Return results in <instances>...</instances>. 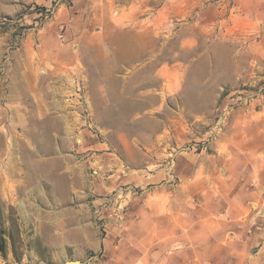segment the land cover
<instances>
[{"label": "rangeland", "instance_id": "374dc122", "mask_svg": "<svg viewBox=\"0 0 264 264\" xmlns=\"http://www.w3.org/2000/svg\"><path fill=\"white\" fill-rule=\"evenodd\" d=\"M112 2L123 31L90 45L91 1L0 0V264H85L143 189L110 175L264 134V0Z\"/></svg>", "mask_w": 264, "mask_h": 264}, {"label": "crops", "instance_id": "0c3cea01", "mask_svg": "<svg viewBox=\"0 0 264 264\" xmlns=\"http://www.w3.org/2000/svg\"><path fill=\"white\" fill-rule=\"evenodd\" d=\"M89 1L92 16L74 44L81 36L109 43L125 17H113L112 0ZM157 74L167 93L181 78L178 66ZM245 137L222 138L206 157L171 153L169 171L110 175L99 194L128 184L143 189L106 218L99 254L85 264H264V147L248 144L264 134Z\"/></svg>", "mask_w": 264, "mask_h": 264}, {"label": "water", "instance_id": "95a60500", "mask_svg": "<svg viewBox=\"0 0 264 264\" xmlns=\"http://www.w3.org/2000/svg\"><path fill=\"white\" fill-rule=\"evenodd\" d=\"M71 264H78V263L76 262V263H71Z\"/></svg>", "mask_w": 264, "mask_h": 264}]
</instances>
